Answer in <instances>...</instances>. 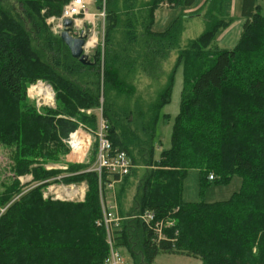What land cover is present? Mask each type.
<instances>
[{
    "label": "trees",
    "instance_id": "1",
    "mask_svg": "<svg viewBox=\"0 0 264 264\" xmlns=\"http://www.w3.org/2000/svg\"><path fill=\"white\" fill-rule=\"evenodd\" d=\"M22 1L40 7L44 18H60L72 0ZM195 2L150 0L143 5L148 11L142 35L145 72H153L171 50L178 48L184 31L185 19L181 17L166 32H153L156 11L164 4L191 8ZM133 4V0H125L120 9L118 0H95L98 11L105 8L108 21L105 95L116 92L127 103L133 92L131 88L124 89L125 82L118 75L135 62L126 54L127 48H119L121 45L117 48L120 52L110 50L114 46L112 34L119 29L124 32V44L137 43ZM205 9V32L180 53L166 87L146 111L138 101L118 111H112L108 102L105 105L113 149L125 152L135 168L138 163L148 168L134 197V207L128 212L120 209L121 217L150 211L158 219L176 221L173 228L165 231L166 239L159 241L140 220H123L117 232L118 246L127 250L135 264H153L161 254L200 259L203 264H264V15L259 12L258 0H243L241 16L245 22L237 46L233 50L216 49L212 60H205L202 54L190 51H204L219 31L231 27L233 0H206L199 13ZM122 15L126 17L124 22ZM33 28L38 37L49 30L44 23L34 22ZM22 30L0 5V145L11 150L16 177L29 173L38 157L59 160L65 151L61 138L77 128L66 118H78L94 126L95 117L79 115L78 108L99 106L98 94L55 70L62 66L76 75L81 69L93 70L94 65L84 66L74 60L58 38L68 53L61 61L54 55L51 37L44 38V42L55 56V67L42 62ZM102 55L97 52L98 64ZM181 63L184 88L173 125L172 146L157 160V126L162 110L171 102L174 75ZM37 79L53 85L59 102L56 110L46 109L44 115L27 102L28 85ZM169 120L170 116H164V121ZM134 150H138L137 156ZM135 168L123 183L129 181ZM81 169L71 167L69 172ZM191 170L198 171L203 181L221 185L238 176L242 185L228 201L187 203L183 188ZM33 171L37 181L58 174L43 167ZM211 175L213 181L209 180ZM16 177L0 191V264H106L109 249L104 228L96 226L102 217L97 173L63 180H88L85 201L79 204L44 201L43 186L25 193ZM108 181L104 173L102 183ZM15 198L18 199L13 201ZM136 245L140 253L135 251Z\"/></svg>",
    "mask_w": 264,
    "mask_h": 264
},
{
    "label": "rangeland",
    "instance_id": "2",
    "mask_svg": "<svg viewBox=\"0 0 264 264\" xmlns=\"http://www.w3.org/2000/svg\"><path fill=\"white\" fill-rule=\"evenodd\" d=\"M124 1L125 0H118L120 9H122ZM149 1L150 0H133L134 8L131 10V12H133L134 17L136 18L134 20L136 22L135 24L138 34V40L136 44H124L125 40L123 30L119 29L118 31L113 32L114 34H112L114 46L110 51L112 53L113 51L120 52L118 49H123L125 47L128 50L126 54L130 55L132 57V60L135 62L132 68L123 69L119 71L118 75V77H122V80L125 82L124 89H132L131 92H133V97L130 102L127 103L126 98L123 95L117 96L116 92H108L107 95H105L103 77L105 74L104 55L108 50L106 42L108 21H105L106 18L103 20V18L99 16L100 12L95 6V0H93L91 5L88 7V10L90 12V15H95V17L90 16L87 19H83L82 22H79L78 26L72 33V36L76 37V33L82 34L83 32L85 33V35H87V42L93 38V40L91 41V43H93L94 45H92L93 48L87 49L85 47V52L93 63L94 69H81L76 75H73L69 70L63 68L62 66H56L55 70L57 73L59 72L63 74L64 77L71 79L81 88L99 95L98 107L78 108L79 115H85L87 117L94 116L96 119L95 124L94 126H91L81 122L78 118H66L72 123L76 124L77 128L74 131L69 132L68 136H63L61 138L63 146L65 147V151L61 154L59 160L46 161L43 160V158L38 157L30 167V172L22 177H16L14 172L12 171L11 166L13 164L11 160V150L0 145V191L4 189L3 185L5 183H9L11 179H14L16 177L23 187L25 193H30L38 187L43 186L41 194L44 201L73 204L84 203L86 194L89 189L88 180L84 179L80 182L69 183H64L63 180L74 178L76 176H79L80 174L96 173L89 172V170L94 167V164L96 162V132L99 129L101 117L105 119L104 109L106 103L108 102V104H110L112 111H118L119 108H123L125 106L133 107L134 104L138 101L141 105V108L146 111L149 105L155 102L158 94L166 87L168 79L178 62L180 53L182 51H187V49L190 48L191 42L197 40L206 30V21L204 19L206 9L199 13V10L203 7L206 0H196L195 4L191 8H170L167 4H164L162 8L155 13V22L152 28L153 32H166L173 24V22L181 17L185 19L184 31L180 38L178 48L171 50L166 59L160 62V64L155 67V70L153 72H145V63L143 62L145 47L142 35L143 29L145 27V25L143 24V18L148 17V11L146 9H143L142 7ZM242 3L243 0H233V9L230 18L232 24L230 28H228L227 30L219 31L215 37L213 44L207 47L204 51L192 49V51L190 52H194L195 54L199 55L202 54L205 60H212L211 54H215L214 52L216 49L233 50L240 40L242 27L245 22L241 16ZM0 5L5 11L10 13L12 18L18 24L21 25L23 29L22 31L27 36L29 42H31V47L39 55L42 62L48 64L53 63V67H55V53L58 58L63 61L68 53L66 48L60 45L57 41L58 38H60L61 32L63 31L57 28V18H44L45 12L40 9V7H31L24 3L22 0H0ZM258 5L260 7L259 12L264 15V0H258ZM125 19L126 17L122 15V22H124ZM31 20L33 22H31ZM34 22L40 25H42L43 23L46 24L49 29L48 33H46L45 36L41 35L42 37H38L37 33L33 30ZM46 37L53 38L52 42L55 48L54 55L51 53V50L47 48L49 44L45 45L44 38ZM120 45L121 47L118 48V46ZM98 51L103 53V55L101 56L100 64H98L97 62ZM207 63L210 64L209 62ZM262 65L264 67V59L262 60ZM45 86L51 89V97L38 95V93H41ZM183 88L184 70L183 63H181L176 69L174 75L171 102L162 110L161 117L157 126L155 150V159L157 160L160 158V155L164 150H169L172 146L171 139L173 125L175 118L180 112L181 93ZM27 102L29 105L34 107L40 115H44V113H46V109L56 110L59 105V102L57 101V93L54 90L53 85L49 81L43 79H37L35 83H31L30 85H28ZM164 116H170V120L164 121ZM137 154L138 150H134V155L137 156ZM78 166L82 168L80 172H69L71 167H74V169L77 170ZM42 167L48 172L58 171V174L48 180L37 181L33 175V169H42ZM147 171V167H144L140 163H138L129 181L124 183L123 181L116 183L112 188H107L102 183V194L99 184L98 199L102 216L103 203H105L106 206L115 204L120 217V209H123L125 212L130 211V209L134 207L133 201L134 197L137 195L138 186L140 185ZM241 185L242 179L238 176L233 177L229 184L221 185L210 183L208 180L203 181L198 171L191 170L189 171L188 176L184 182L183 200L187 203L192 204L198 202L213 204L217 202L228 201L234 196L235 193L239 192ZM83 190L85 191L84 197L81 198L80 196H78L76 198L74 196L78 191ZM17 199L18 198H15L13 201H16ZM4 210L5 209H3V211ZM136 216L138 215L135 214V216L123 219H131L134 221L136 219H134L133 217ZM100 220L96 222V226L98 228H102L97 224ZM173 227H167L165 231ZM104 232L107 239L105 229ZM119 249L126 264H135L133 258L129 253H127V250L125 248L119 247ZM135 251L137 253H140V246L136 245ZM153 264H203V262L200 259L195 258L161 254L155 259Z\"/></svg>",
    "mask_w": 264,
    "mask_h": 264
},
{
    "label": "built area",
    "instance_id": "3",
    "mask_svg": "<svg viewBox=\"0 0 264 264\" xmlns=\"http://www.w3.org/2000/svg\"><path fill=\"white\" fill-rule=\"evenodd\" d=\"M92 1L93 0H72L71 3L64 8L62 16L56 19L58 24L57 28L63 30V21L69 19L73 21L75 30L78 23L82 22L83 19H87L90 16L95 17V15H90L88 10ZM99 12V16L104 20L106 17L105 8ZM80 36L87 37V35L83 32L82 34L76 33V37ZM108 132L109 124L101 117L99 129L96 132L95 139L97 143V158L94 167L89 170V172H96L98 174L100 191L102 190V175L104 173L108 175L110 181L103 185L107 188H112L116 183L121 182L126 176H128L135 168L125 152L113 149L112 143L108 138ZM209 180L213 181L214 176L211 175ZM84 194L85 191L83 190L78 191L74 196L76 198L78 196L82 198L84 197ZM133 218L140 220L148 228V230L152 232L154 239L159 241L166 239L165 229L167 227H173L176 222L172 218L158 219L157 216L150 211ZM123 220L124 219L120 217L115 204L106 206L105 203H103V216L97 224L98 226L104 228L107 234L106 242L109 248V255L106 259V264H126L117 242V232L120 230Z\"/></svg>",
    "mask_w": 264,
    "mask_h": 264
},
{
    "label": "water",
    "instance_id": "4",
    "mask_svg": "<svg viewBox=\"0 0 264 264\" xmlns=\"http://www.w3.org/2000/svg\"><path fill=\"white\" fill-rule=\"evenodd\" d=\"M62 27L63 31L61 32L60 38L69 49L73 59L78 60L84 66L93 65L89 56L85 52L87 37L72 36V33L74 32V23L69 19L63 21Z\"/></svg>",
    "mask_w": 264,
    "mask_h": 264
},
{
    "label": "bare ground",
    "instance_id": "5",
    "mask_svg": "<svg viewBox=\"0 0 264 264\" xmlns=\"http://www.w3.org/2000/svg\"><path fill=\"white\" fill-rule=\"evenodd\" d=\"M92 40H93V38L90 39V40L87 42V44H86V48H87V49L93 48L94 45H93V43H91ZM94 44H96V43H94ZM92 45H93V46H92ZM38 95H44V96H46V97H51V96H52L51 89H50L49 87L45 86V87L43 88V90L41 91V93H38Z\"/></svg>",
    "mask_w": 264,
    "mask_h": 264
}]
</instances>
